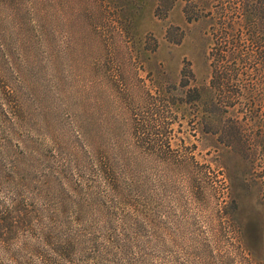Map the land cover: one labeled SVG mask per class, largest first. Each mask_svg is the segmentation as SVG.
<instances>
[{"label":"rangeland","instance_id":"obj_1","mask_svg":"<svg viewBox=\"0 0 264 264\" xmlns=\"http://www.w3.org/2000/svg\"><path fill=\"white\" fill-rule=\"evenodd\" d=\"M236 3L0 0V211L20 201L0 264H27L57 207L60 233L87 234L68 264H264V64ZM88 143L142 162L148 204Z\"/></svg>","mask_w":264,"mask_h":264},{"label":"trees","instance_id":"obj_2","mask_svg":"<svg viewBox=\"0 0 264 264\" xmlns=\"http://www.w3.org/2000/svg\"><path fill=\"white\" fill-rule=\"evenodd\" d=\"M160 1L164 6V9L166 10L167 7L170 8L176 0ZM236 4L237 7L235 5L234 8L236 9V13L239 15L240 19L244 21V24L246 26V34L248 37L247 41L249 42L246 47L247 52H244L246 55V59L253 58L255 59V62L264 64V0H238V3ZM223 11H225L224 8ZM219 49L220 58L217 59V61L221 62L224 57H227V55H225L226 51L224 47ZM235 49L236 48H234V50ZM249 51L252 52V55L248 53ZM235 55H238V53L232 51L229 54V57L236 60ZM238 59L240 60L239 57ZM218 67L215 66V71L213 72L214 78L218 79V84L216 79H213L212 88L214 90L216 87H222L221 81L223 82L224 80H228L229 78V74L224 71H218V69H216ZM189 92L196 93L195 98H201V91L199 88L189 89ZM211 112H214V109ZM87 136L91 137L90 134L85 135V140H87ZM88 148H90V151L92 152V162L95 170L103 177L108 187H113L115 189L121 190L124 193V197L134 196L143 204H148V199L149 197H151L152 188H150L148 179L143 178V164L141 161L131 160L125 157L113 156L112 154L104 150L105 147L96 145L95 143H88ZM31 168V166L25 165L23 169L22 167L20 169L24 170L20 173L22 174L24 172L30 181L32 180L30 177ZM42 191L43 194L52 193L58 194L59 196H61V192H63L58 188H55V186L50 185V183H47L42 188ZM19 203L20 201L18 199H14L0 211V232L6 230L9 224L11 225L15 223L14 215L12 214L17 210V208H20L18 207ZM13 204H16V206H14ZM57 208V214L53 215V219L52 214L50 215V217L48 214L44 215L46 211L45 209H43L41 215L47 216V219L49 218L50 220L47 222H41V227L43 225L49 224H51V226L49 227L48 231H44L41 227H38V229L36 230L33 242L28 243L29 245H32V247L35 246V248L31 250L30 258L25 259V262L27 264L28 262H33L34 264V261L36 262L35 264H68L71 262H75V259L67 257L70 251L75 246H77L78 238H86L87 234L84 233L81 229H77L72 232L60 233V225L56 223V219L59 217V215H61L62 211L60 207ZM10 209H13V211H11ZM53 224L55 225L54 227ZM61 224L64 223L61 222ZM39 229L42 232L40 235L41 238L38 239V241L34 242ZM41 245H43L42 248H40ZM45 246L49 247L51 253L46 252V249H44ZM65 255H67V257H65ZM20 256L22 257L23 255ZM33 256L35 258H32Z\"/></svg>","mask_w":264,"mask_h":264}]
</instances>
